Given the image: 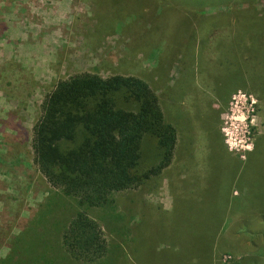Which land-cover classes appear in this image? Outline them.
Returning <instances> with one entry per match:
<instances>
[{
    "label": "rangeland",
    "instance_id": "rangeland-1",
    "mask_svg": "<svg viewBox=\"0 0 264 264\" xmlns=\"http://www.w3.org/2000/svg\"><path fill=\"white\" fill-rule=\"evenodd\" d=\"M119 1L147 7L126 34L97 32L88 0H0V256L50 190L32 160L41 101L91 72L145 79L178 132L160 175L113 193L116 264H264V0L196 18L187 2Z\"/></svg>",
    "mask_w": 264,
    "mask_h": 264
},
{
    "label": "trees",
    "instance_id": "trees-1",
    "mask_svg": "<svg viewBox=\"0 0 264 264\" xmlns=\"http://www.w3.org/2000/svg\"><path fill=\"white\" fill-rule=\"evenodd\" d=\"M88 1L97 32L101 25L109 32L121 28L124 19H134L133 14H146L145 3L114 10L119 0ZM159 1L187 2L195 18L208 5L243 2ZM108 6L110 14H105ZM126 32L122 27L121 33ZM177 141L176 127L165 120L145 79L81 72L57 81L41 101L31 139L33 163L50 190L23 228L6 237L0 264H116L118 246L106 240L101 227L103 221L117 234L124 231L117 225L121 216L112 204L113 193L160 175L172 163Z\"/></svg>",
    "mask_w": 264,
    "mask_h": 264
},
{
    "label": "crops",
    "instance_id": "crops-1",
    "mask_svg": "<svg viewBox=\"0 0 264 264\" xmlns=\"http://www.w3.org/2000/svg\"><path fill=\"white\" fill-rule=\"evenodd\" d=\"M223 97H221L220 100H222ZM210 264H219L217 262V259L214 258V256H212L211 258L208 259ZM164 264H174L172 260H166V262Z\"/></svg>",
    "mask_w": 264,
    "mask_h": 264
},
{
    "label": "built area",
    "instance_id": "built-area-1",
    "mask_svg": "<svg viewBox=\"0 0 264 264\" xmlns=\"http://www.w3.org/2000/svg\"><path fill=\"white\" fill-rule=\"evenodd\" d=\"M245 120V119H244ZM244 120L242 119V120H240L241 122H242V124L244 123ZM244 126H245V124H244ZM241 128V127H240Z\"/></svg>",
    "mask_w": 264,
    "mask_h": 264
}]
</instances>
